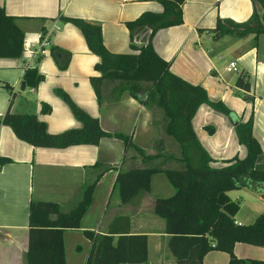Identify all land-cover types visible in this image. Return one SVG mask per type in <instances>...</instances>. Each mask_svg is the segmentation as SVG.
I'll return each instance as SVG.
<instances>
[{"label": "crops", "instance_id": "obj_1", "mask_svg": "<svg viewBox=\"0 0 264 264\" xmlns=\"http://www.w3.org/2000/svg\"><path fill=\"white\" fill-rule=\"evenodd\" d=\"M0 6L6 14L15 17L26 40L34 42L40 34L48 36V45L36 58L26 51L18 56H0V158H6L0 159V264H25L31 200H51L67 210L82 186L102 169L79 227L62 231L65 264L84 263L90 241L82 229L107 233L110 221L117 215L128 217V234L145 235L146 264H176L167 247L163 220L152 211L155 197L169 195L174 190L164 173L153 172L149 190L126 202L118 201L112 187L118 169L182 168L183 163L177 158L180 149L163 129V112L157 106L141 104L127 90L113 94V88L122 83L120 79L104 78L97 98L89 76L96 73L93 65L99 57L88 49L74 24L60 19L73 16L96 22L108 51L134 52L130 44H143L149 28H137L131 36L125 22L144 10H161L160 2L0 0ZM253 7L259 10L264 25V0H183L181 22L160 27L151 37L154 50L169 62L173 73L202 86L210 100H220L233 114L229 117L202 103L191 117L192 129L211 158L212 166L221 165L225 158L244 156L246 149L237 140L234 125L250 113L252 133L261 147L257 163L264 164V32L214 38L211 31L217 17L242 22L249 18ZM229 61L235 62L236 69L225 70ZM241 73L249 82L248 89L235 85V78ZM143 82L138 81L141 86ZM59 92H64L89 115L96 116L103 130L129 134L145 154L156 156L141 160L133 147L124 148L122 141L113 136H101L95 144L34 146L19 139L1 121L8 109L34 113L49 132L80 126ZM166 154L173 157L165 158ZM243 189L226 190L220 199L223 210L236 223L251 222L263 208L264 198L258 191L248 193ZM123 223L118 220L111 225L114 239ZM232 251L245 259L264 258L261 245L235 242ZM227 260V252L209 249L201 264H226Z\"/></svg>", "mask_w": 264, "mask_h": 264}, {"label": "trees", "instance_id": "obj_2", "mask_svg": "<svg viewBox=\"0 0 264 264\" xmlns=\"http://www.w3.org/2000/svg\"><path fill=\"white\" fill-rule=\"evenodd\" d=\"M158 1L161 10H144L125 22L131 36L137 28H149L146 42L130 44L134 52L108 51L102 42L100 25L96 22L81 17H60L81 31L88 49L99 57L93 65L96 73L89 76L96 97L100 95L104 78L120 79L122 83L113 88V94L119 95L127 90L141 104L159 107L164 115V131L179 145L177 158L183 163L182 168L143 166L118 169L113 190L119 202H126L149 190V177L153 172L164 173L174 190L169 195L155 197L152 211L163 220V231L168 235L167 247L176 264H201L203 255L209 249L227 252L226 264H264V258L245 259L235 256L232 251L235 242L261 245L264 249V203L261 212L251 222L236 223L223 210L220 202L226 190L248 186L246 177L262 183L259 187L261 190L256 191L264 198V164L257 163L261 147L252 133V115L250 113L244 121L234 125L236 138L246 149L244 156L225 158L219 166L210 165L211 158L195 136L191 117L202 103L229 117L233 114L220 100H210L202 86L173 73L169 69V62L154 50L151 42L153 33L160 27L181 22L180 4L183 0ZM211 31L214 38L224 34L241 37L249 32L255 35L264 32V25L259 10L253 7L249 18L242 22L217 17ZM22 40L23 31L16 24L15 17L6 14L0 6V56H18ZM138 81L149 82V85L143 87ZM235 85L248 89L249 82L241 73L236 76ZM59 93L73 116L80 121V126L49 132L34 113L8 109L2 114L1 121L9 125L19 139L34 146L95 144L101 136H113L122 141L124 148L133 147L141 160L156 156L145 154L132 142L129 134L103 130L96 116L86 113L64 92ZM41 109L45 110L44 107ZM164 157L173 155L166 154ZM0 159L6 160L5 157ZM103 171L100 170L82 186L67 210H62L58 203L51 200L29 202L25 264H65L62 231L79 227L80 217L89 205L93 187ZM118 220L124 223L118 228L114 239L112 231L115 230L111 225ZM128 224L127 216L117 215L110 221L107 233L82 229L83 235L90 241L83 264H146L145 235L128 234Z\"/></svg>", "mask_w": 264, "mask_h": 264}, {"label": "built area", "instance_id": "obj_3", "mask_svg": "<svg viewBox=\"0 0 264 264\" xmlns=\"http://www.w3.org/2000/svg\"><path fill=\"white\" fill-rule=\"evenodd\" d=\"M48 33H50V31ZM46 45H48L47 34H40L39 36H37V39L34 42H30V40H26L25 38H23L21 52L26 51L32 58H36L39 56V54L43 50V47H45ZM234 69H236V64L234 61H229L225 65V70L227 71Z\"/></svg>", "mask_w": 264, "mask_h": 264}, {"label": "rangeland", "instance_id": "obj_4", "mask_svg": "<svg viewBox=\"0 0 264 264\" xmlns=\"http://www.w3.org/2000/svg\"><path fill=\"white\" fill-rule=\"evenodd\" d=\"M227 74H229V72H227ZM148 85H149V82H143L142 83L143 87H146ZM166 136H167L168 139H170L172 142H174L176 144V146L179 148L178 143L171 136H169V135H166ZM246 180L248 182V186H244V189H243L244 192L256 193L257 192L256 189L257 190H261V188H259L261 186V184H262L261 182L252 181V180L248 179L247 177H246ZM239 201H241L240 206H241V210H243V207H244V206H242L243 199H241ZM227 208H229V202H227Z\"/></svg>", "mask_w": 264, "mask_h": 264}, {"label": "water", "instance_id": "obj_5", "mask_svg": "<svg viewBox=\"0 0 264 264\" xmlns=\"http://www.w3.org/2000/svg\"><path fill=\"white\" fill-rule=\"evenodd\" d=\"M149 33V32H148ZM147 37H148V34H147ZM147 37H146V39H145V41L144 42H146V40H147ZM20 87H23V84H22V82L20 83Z\"/></svg>", "mask_w": 264, "mask_h": 264}]
</instances>
